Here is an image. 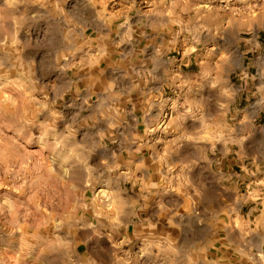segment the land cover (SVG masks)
Instances as JSON below:
<instances>
[{
  "label": "clouds",
  "instance_id": "obj_1",
  "mask_svg": "<svg viewBox=\"0 0 264 264\" xmlns=\"http://www.w3.org/2000/svg\"><path fill=\"white\" fill-rule=\"evenodd\" d=\"M262 97L264 0H0V264H264Z\"/></svg>",
  "mask_w": 264,
  "mask_h": 264
},
{
  "label": "rangeland",
  "instance_id": "obj_2",
  "mask_svg": "<svg viewBox=\"0 0 264 264\" xmlns=\"http://www.w3.org/2000/svg\"><path fill=\"white\" fill-rule=\"evenodd\" d=\"M233 79H235V77H233ZM237 171H239V169H237ZM245 211H247V207H245ZM217 247H219V244H217Z\"/></svg>",
  "mask_w": 264,
  "mask_h": 264
},
{
  "label": "crops",
  "instance_id": "obj_3",
  "mask_svg": "<svg viewBox=\"0 0 264 264\" xmlns=\"http://www.w3.org/2000/svg\"><path fill=\"white\" fill-rule=\"evenodd\" d=\"M101 67H104V65H101ZM262 100H264V97H262ZM102 104H103V102H102ZM252 195H253V198H254L255 194H252ZM258 222H259V220H258Z\"/></svg>",
  "mask_w": 264,
  "mask_h": 264
}]
</instances>
